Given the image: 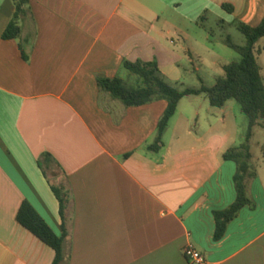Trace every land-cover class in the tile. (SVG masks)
Segmentation results:
<instances>
[{
	"label": "crops",
	"instance_id": "crops-1",
	"mask_svg": "<svg viewBox=\"0 0 264 264\" xmlns=\"http://www.w3.org/2000/svg\"><path fill=\"white\" fill-rule=\"evenodd\" d=\"M14 9L0 0V264H51L53 249L16 213L28 201L59 235L58 183L70 192L62 264H190L186 244L213 264H264L260 126L251 139L254 207L243 206L213 239V211L236 196V165L222 154L243 139L239 103L213 107L204 93L183 96L152 151L166 101L124 106L96 81L126 82L122 62L141 60L179 89L211 86L239 59L226 31L258 25L264 0H28L20 21L22 36L35 32L27 59L20 38L1 37ZM256 46L264 84V37Z\"/></svg>",
	"mask_w": 264,
	"mask_h": 264
},
{
	"label": "trees",
	"instance_id": "trees-1",
	"mask_svg": "<svg viewBox=\"0 0 264 264\" xmlns=\"http://www.w3.org/2000/svg\"><path fill=\"white\" fill-rule=\"evenodd\" d=\"M12 1L15 9L1 37L3 39L20 38L19 48L22 57L27 59V48L31 45L35 32L29 30L22 36L20 21L29 12L28 0ZM223 7L229 11L232 10L231 5L223 4ZM235 25L243 34L245 43L236 44L228 36L225 37V43L239 54V59L225 64L223 74L218 76L211 86L201 84L198 87L179 89L161 76L154 61L141 60H124L122 62V67L134 75L136 83L133 85H127L120 75L111 78L98 75L96 78L99 90L108 93L111 98L119 100L124 106H139L158 99L166 101L165 109L157 122L155 137L147 145V148L152 151H158L162 147V137L169 119L175 113L177 104L183 96L204 93L213 107H222L229 99H234L239 103L247 118L245 133L239 143L227 148L222 154L223 159L232 160L236 165L233 175L236 196L226 208L213 211L214 240L223 236L227 224L243 206L254 207L249 194V184L256 175L251 161V139L256 126H260L264 130V84L257 62L259 49L256 46L257 41L264 37V16L256 26L242 22H237ZM261 153L264 154V142L261 145ZM45 158H48L47 154ZM51 190L58 201V213L61 221L59 235L50 228L26 200L21 202L16 213V220L53 249L54 256L51 264H62L67 259L64 242L68 236L70 192L64 183L51 185Z\"/></svg>",
	"mask_w": 264,
	"mask_h": 264
},
{
	"label": "rangeland",
	"instance_id": "rangeland-1",
	"mask_svg": "<svg viewBox=\"0 0 264 264\" xmlns=\"http://www.w3.org/2000/svg\"><path fill=\"white\" fill-rule=\"evenodd\" d=\"M212 30H215V32H217L216 29H215L214 27H213ZM226 34H229L231 40H232L234 43H236V44H240V45H242V44H244V42H245V38H244L243 34H242L237 28H235V27H231V28H229L228 31H226ZM215 36L218 37L217 34H216ZM230 51H233V50L230 49ZM260 60L264 63V55L260 58ZM130 75H131L132 77L126 79V82H125L127 85H133V84L136 83L135 78H134V75H132V74H130ZM232 101H234V100L232 99ZM257 130H258V131H257V133H256V136H255V138H254V139H255L254 141L262 140L263 137H264V130H263L262 128H260V127L257 128ZM252 150H253V152H255V153L258 151V147H257V145L255 144V142L253 143Z\"/></svg>",
	"mask_w": 264,
	"mask_h": 264
},
{
	"label": "built area",
	"instance_id": "built-area-1",
	"mask_svg": "<svg viewBox=\"0 0 264 264\" xmlns=\"http://www.w3.org/2000/svg\"><path fill=\"white\" fill-rule=\"evenodd\" d=\"M182 254L190 264H213L205 257V255L201 251L196 249L191 244H186L182 248Z\"/></svg>",
	"mask_w": 264,
	"mask_h": 264
}]
</instances>
